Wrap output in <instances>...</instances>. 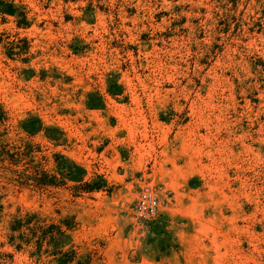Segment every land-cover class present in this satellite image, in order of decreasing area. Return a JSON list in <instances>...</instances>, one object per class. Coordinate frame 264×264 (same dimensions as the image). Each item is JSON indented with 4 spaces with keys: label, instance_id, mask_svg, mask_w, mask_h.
I'll return each mask as SVG.
<instances>
[{
    "label": "rangeland",
    "instance_id": "1",
    "mask_svg": "<svg viewBox=\"0 0 264 264\" xmlns=\"http://www.w3.org/2000/svg\"><path fill=\"white\" fill-rule=\"evenodd\" d=\"M0 264H264V0H0Z\"/></svg>",
    "mask_w": 264,
    "mask_h": 264
},
{
    "label": "built area",
    "instance_id": "2",
    "mask_svg": "<svg viewBox=\"0 0 264 264\" xmlns=\"http://www.w3.org/2000/svg\"><path fill=\"white\" fill-rule=\"evenodd\" d=\"M158 206L157 193L146 187L138 193L133 205V213L137 218L149 221L157 215Z\"/></svg>",
    "mask_w": 264,
    "mask_h": 264
},
{
    "label": "trees",
    "instance_id": "3",
    "mask_svg": "<svg viewBox=\"0 0 264 264\" xmlns=\"http://www.w3.org/2000/svg\"><path fill=\"white\" fill-rule=\"evenodd\" d=\"M88 186H89V189H93V188L96 187V186H95L94 184H92V183H88Z\"/></svg>",
    "mask_w": 264,
    "mask_h": 264
}]
</instances>
